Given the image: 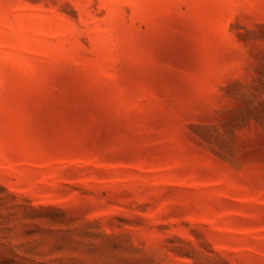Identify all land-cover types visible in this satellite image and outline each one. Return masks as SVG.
<instances>
[{"label":"rangeland","instance_id":"374dc122","mask_svg":"<svg viewBox=\"0 0 264 264\" xmlns=\"http://www.w3.org/2000/svg\"><path fill=\"white\" fill-rule=\"evenodd\" d=\"M0 264H264V0H0Z\"/></svg>","mask_w":264,"mask_h":264}]
</instances>
